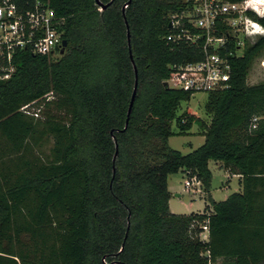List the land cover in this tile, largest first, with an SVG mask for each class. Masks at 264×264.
<instances>
[{
  "label": "trees",
  "instance_id": "16d2710c",
  "mask_svg": "<svg viewBox=\"0 0 264 264\" xmlns=\"http://www.w3.org/2000/svg\"><path fill=\"white\" fill-rule=\"evenodd\" d=\"M50 7L63 18V53L17 52L0 80V264H264V81L246 83L264 35L228 57L227 87L206 94V123L178 113L191 92L164 84L178 76L171 66L202 58L200 47L166 40L181 0ZM247 14L264 30V16ZM193 124L203 143L170 148ZM209 161L238 175L240 191L211 199ZM177 172L200 180L203 212H169Z\"/></svg>",
  "mask_w": 264,
  "mask_h": 264
},
{
  "label": "built area",
  "instance_id": "2783aa9c",
  "mask_svg": "<svg viewBox=\"0 0 264 264\" xmlns=\"http://www.w3.org/2000/svg\"><path fill=\"white\" fill-rule=\"evenodd\" d=\"M181 4L179 15L171 16L173 34L166 40L198 46L202 58L171 66L178 76L166 83L192 95L227 87L231 73L228 57L240 56L236 50L245 46L244 26L252 23L264 33L263 28L247 14L254 12L264 16V0H181ZM62 25L63 18L55 14L50 0H0V80H6L14 73L13 55L17 52L57 58L62 49ZM260 64L264 69V58ZM20 110L38 116V111L30 105H24ZM257 120L253 118L252 128ZM183 184L186 189L201 194V182L196 176L188 177ZM199 239L202 242L208 240L206 223Z\"/></svg>",
  "mask_w": 264,
  "mask_h": 264
},
{
  "label": "rangeland",
  "instance_id": "374dc122",
  "mask_svg": "<svg viewBox=\"0 0 264 264\" xmlns=\"http://www.w3.org/2000/svg\"><path fill=\"white\" fill-rule=\"evenodd\" d=\"M246 28V43L251 45L257 38L264 33L259 27L252 23H247ZM243 48L236 50L237 55H241ZM264 58V51L262 55L256 58L247 75L246 83L248 85H255L264 81V69L261 67V60ZM170 85L173 84L170 82ZM206 93H196L191 96V99L188 102L181 103L180 110L178 113H181L183 110H189L193 115L203 120L204 122H209V117L204 113L203 106L206 101ZM38 111L37 109H33ZM173 130L175 125L172 126ZM199 130L198 125L193 124L189 134L186 136H174L168 139V145L170 148L181 152L182 154H187L192 150L196 149L203 143V137L198 136ZM186 143L191 144V148H188ZM49 147H51V141L46 144L43 148V152L47 153ZM208 169L210 171L211 179L209 185V192L212 193L213 198L216 201L224 200L228 195L238 192V185L236 180L232 179L229 187L226 188L225 182L227 179V173L224 168L221 166V163L209 161ZM188 180V177L181 172L171 174L167 178L168 187L170 191V199L168 201V210L172 214L176 215H188L190 213H201L205 209L207 201L205 199V189L201 184L200 192L201 194H195V191L192 189H186L184 187V181Z\"/></svg>",
  "mask_w": 264,
  "mask_h": 264
},
{
  "label": "water",
  "instance_id": "95a60500",
  "mask_svg": "<svg viewBox=\"0 0 264 264\" xmlns=\"http://www.w3.org/2000/svg\"><path fill=\"white\" fill-rule=\"evenodd\" d=\"M96 2L98 3V0H96ZM127 4H125L122 9L124 10L126 8ZM106 6H100V9L99 10H103ZM127 37H128V41H129V34H127ZM62 49L60 51V54L63 53V50L64 48L66 47V40H62ZM133 69H134V76H135V81H134V87H133V92H132V95H131V99H130V103H129V107H128V111H127V119H126V122H125V127H126V124L128 122V116L130 114V111H131V108H132V105H133V101H134V96H135V93H136V88H137V76H136V68L135 66H133ZM164 84H167L166 82H164ZM125 129V128H124ZM116 147V145H115ZM116 154H117V151H115V154H114V157H116Z\"/></svg>",
  "mask_w": 264,
  "mask_h": 264
},
{
  "label": "crops",
  "instance_id": "0c3cea01",
  "mask_svg": "<svg viewBox=\"0 0 264 264\" xmlns=\"http://www.w3.org/2000/svg\"><path fill=\"white\" fill-rule=\"evenodd\" d=\"M200 136V135H198ZM202 137V136H201ZM186 145L188 146V148H191V144L190 143H186ZM225 170V169H224ZM225 172L227 173V179H226V182H225V185H226V188L229 187L230 185V182L232 179L236 180L237 182V185H238V189L237 191L239 192L240 191V185H239V176L238 175H233V174H229L228 171L225 170ZM167 187H168V182H167ZM168 191H169V187H168ZM170 192V191H169ZM171 194V193H170ZM209 195L211 197V199H213L214 201H216L213 196H212V193L209 192Z\"/></svg>",
  "mask_w": 264,
  "mask_h": 264
}]
</instances>
